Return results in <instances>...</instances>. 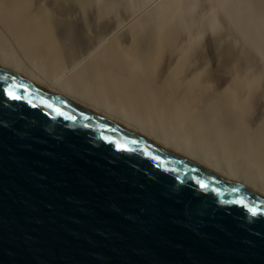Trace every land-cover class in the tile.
Wrapping results in <instances>:
<instances>
[{"label":"water","instance_id":"obj_1","mask_svg":"<svg viewBox=\"0 0 264 264\" xmlns=\"http://www.w3.org/2000/svg\"><path fill=\"white\" fill-rule=\"evenodd\" d=\"M0 264H264V196L0 66Z\"/></svg>","mask_w":264,"mask_h":264},{"label":"bare ground","instance_id":"obj_2","mask_svg":"<svg viewBox=\"0 0 264 264\" xmlns=\"http://www.w3.org/2000/svg\"><path fill=\"white\" fill-rule=\"evenodd\" d=\"M132 1L0 0V60L38 80H52L51 86L104 109L108 118L112 112L124 117L164 149L185 151L187 159L220 175L224 168L247 177L253 184L245 185L264 192V106L260 109L258 79L245 58L257 37L247 36L248 47L244 42L240 48L238 39L215 34L220 23L198 19L176 0L139 13L128 11ZM228 1L216 0L220 6L213 10L222 7L226 18H237L229 27L246 34L250 22L238 19L243 5L231 13L240 4ZM64 39L80 48L77 55L87 65L66 71L72 63L58 46Z\"/></svg>","mask_w":264,"mask_h":264},{"label":"rangeland","instance_id":"obj_3","mask_svg":"<svg viewBox=\"0 0 264 264\" xmlns=\"http://www.w3.org/2000/svg\"><path fill=\"white\" fill-rule=\"evenodd\" d=\"M133 1H132L133 3L130 2V5L129 6L127 5L128 6V11L130 10L131 13H137L136 11H138V13H139V12L144 11V10L152 9L155 6L163 3L165 0H133ZM235 2H238V3H235ZM174 3L177 6H179V5L181 6V4H183V6H185L187 8V10L193 11V13L195 15L198 16V14H199V17H197L198 19H204V20H207V21L214 19L217 23H220L221 24L220 25V29L218 28L220 31L219 32L214 31L215 34H218L219 36L220 35L221 36H226L227 38H230V39L232 38L233 40L238 39L239 40L238 41L239 42V45H242V46H239L240 48L243 47L244 42H245V46L248 47V45H249L250 47H252V48H250L251 50L249 49L248 53H246V57L245 58H246V63L247 64H250L253 67V69L255 70L256 78L258 79V87H260V93H259L260 109H263V106H264V23H262V22H264L263 21L264 20L263 19L264 18L263 17L264 16V1L263 0H230V1L227 2V5H233L234 4V5H238L239 6V4H240V6L237 9H235V11H232L231 13H239V11H240L239 8H241L242 5H243L244 9H241V10H243V11H241L242 12V17L241 18L238 17V19H240V21H242V22H246V23L248 21L250 22L249 23V26L247 28V30H249V31L248 32L246 31L247 32L246 34L243 33V32H241L240 29H236V27H235L234 24H233V27L232 26L229 27V25H231V23L229 21L232 22V20H235L237 18H229L228 16H227L228 18H226V15H225L226 13H225V11H224V9L222 7L220 9L213 10L214 5L219 4V6H220V3H217L216 0H176ZM131 5H133V7H135V8L133 9V7ZM254 6H256L255 7L256 9L257 8H262V9H260V10H258V9L256 10L255 9L256 11H254V8H252ZM252 10H253V12H251ZM213 11H214V13H213ZM256 12H259L258 13L259 15H260V13H262L263 15H260L261 16L260 17ZM209 14H211V15H209ZM214 14H217V15L215 16ZM202 15H204V17ZM206 15H209V16H207V18H206ZM257 16H259L257 18L259 20V23H254ZM242 19H244V20L246 19V20L244 21ZM251 20H253V21H251ZM258 20H256V22ZM251 24H252L253 27H251ZM223 27H224V29H223ZM229 29L230 30H234L235 29L234 32H233V34L230 33V32L228 33V31H230ZM226 30H227V35H226ZM253 32L255 34H253ZM212 35H214V34L212 33ZM249 35L250 36L253 35V37L256 36L257 38L255 40L257 42L250 41L252 44L251 43H248V45H247V42H249V40H247L246 37L249 36ZM214 36H216V35H214ZM244 39L247 40V42ZM253 44H256L257 46L256 45L253 46ZM58 46H62V47L65 48L66 54H67V58H68V63H72L71 65H68L67 67H65V69H66L67 72H70L72 69H80V68H83V66H85V65H87L89 63L86 59L83 60L82 58L78 57L77 51H80V48L79 49H75V48L70 47L71 45L68 44L65 39H64V41L58 43ZM61 52L64 55L65 52L64 51H61ZM0 66L4 67V68H6V69H8L10 71H13L15 73H19L21 75H24V76H26V77H28V78H30V79H32V80L40 83L41 85L45 86L46 88L52 90L53 92H55V93H57V94H59L61 96H64V97L69 98V99H72L71 96H70V93L62 90L59 86H51V83L53 82L52 80H48V82L45 81V80L44 81L43 80H38L35 77L28 76L27 75V72H25L23 74V73H21V72H23L22 70H19L20 72L19 71H16L14 69V63L12 61H9V60H7L5 58H1V60H0ZM44 82L46 84L50 85L51 88L48 87V85H46ZM78 101L83 103L82 100H78ZM90 106L93 107L94 109H96L97 111H99L100 113H102V114L105 115V110L104 109H101L100 107H97V106H92V105H90ZM160 110L161 111H168V112H171L172 111V109H160ZM189 110L191 112L190 111H187V112L189 114H191L195 109H189ZM111 114H112V119L113 120L118 121V122H120L122 124L126 123L124 117H123V120H122L116 113L112 112ZM223 117H225L229 121L231 120V118L229 117V113L228 112H225L223 114ZM123 121H124V123H123ZM126 124H127V126L132 127L133 129H135L136 131H138L136 129V126L131 125L129 123H126ZM138 132L141 133L143 136H145L148 139L151 138L150 135H149V132L146 129L139 128V131ZM253 132H257L255 125L253 127ZM221 143H223V142H221ZM178 155H181L183 157L188 158L187 152H185V151H180L178 153ZM193 156L194 155H192V157ZM193 158H195V156ZM190 160H192V159H190ZM204 166L207 167L208 169H210L209 166H207V165H204ZM218 172L221 173L222 175L226 176L227 178H229L231 180H234L236 182H239L241 184H244L245 185L246 182H249L250 185L253 184V183H251V181L249 180V178H247V177L242 178L239 175H236L234 173H231L230 171H228V170H226L224 168L219 169ZM245 186H247V185H245ZM247 187L251 188V186H247ZM252 189L254 191H256V192L264 195V192L261 191V190H259L256 187V185H254L252 187Z\"/></svg>","mask_w":264,"mask_h":264}]
</instances>
